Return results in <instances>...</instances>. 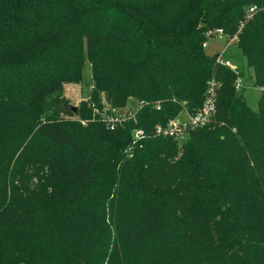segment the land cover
Wrapping results in <instances>:
<instances>
[{
    "label": "trees",
    "instance_id": "16d2710c",
    "mask_svg": "<svg viewBox=\"0 0 264 264\" xmlns=\"http://www.w3.org/2000/svg\"><path fill=\"white\" fill-rule=\"evenodd\" d=\"M217 29L264 89V0H0V264H264V91L206 53ZM212 82L213 122L156 135ZM103 98L142 107L112 130Z\"/></svg>",
    "mask_w": 264,
    "mask_h": 264
},
{
    "label": "rangeland",
    "instance_id": "374dc122",
    "mask_svg": "<svg viewBox=\"0 0 264 264\" xmlns=\"http://www.w3.org/2000/svg\"><path fill=\"white\" fill-rule=\"evenodd\" d=\"M206 53L210 56H217L218 54L222 55L227 61L232 64L234 70H236V73H238L237 80L241 79L243 82L242 89L237 90L238 95L243 96L245 102L249 105V107H251L254 111H258V102L261 98L264 89L255 85L254 72L250 67H248L246 58L241 55V52L237 46V41L233 40V42H230L226 37L217 35L216 37L210 38L208 40ZM84 77L85 80L81 84H70L65 86L66 97L69 99L70 104L73 106V108L76 109L79 105H81V102L88 101L92 93V86L90 85L92 76L91 66L89 63H87V66L85 67ZM141 105V103H138L136 100L131 99L129 100L127 106L124 109L116 108L108 104L103 98V111L101 112L97 109L95 111L96 113L94 114V118L91 121L98 119L100 122L104 123V118L119 116H121L126 121L131 119L140 110V108L142 107ZM104 114H106V116ZM183 117V113H181L178 117L172 120H179V118L182 119ZM211 120V122L214 121L213 118ZM76 121H80V123L83 125H87L88 123L87 120L78 119ZM134 132L135 130L133 131V134ZM185 137V140L180 142V144H182L183 142H187L190 138L189 135Z\"/></svg>",
    "mask_w": 264,
    "mask_h": 264
},
{
    "label": "built area",
    "instance_id": "2783aa9c",
    "mask_svg": "<svg viewBox=\"0 0 264 264\" xmlns=\"http://www.w3.org/2000/svg\"><path fill=\"white\" fill-rule=\"evenodd\" d=\"M259 11L260 9L255 5L248 7V9H246L245 20L240 24L241 25L240 31L245 27V24L250 19H252ZM217 35L224 36V31L222 29H217V31L214 32L212 31L209 32L208 34V36L211 38L216 37ZM207 45H208L207 43L204 44V47L206 48ZM218 57H219L218 60L222 65L227 66L228 68L234 70L232 64L229 61H227L222 55H219ZM242 86H243L242 80L241 79L236 80L235 88H237V90H241ZM215 94H216L215 84L214 82H212L209 87V94L206 100L204 101L203 108L201 110H199L194 114L185 111L183 112L184 117L182 119L179 118V120L178 119L172 120L166 126H162V125L157 126L156 135L182 142L185 140L186 138L185 136L189 135L190 130L201 128L204 127V125L209 124L212 121L211 119L214 117V115L217 112ZM104 115L106 116V114ZM103 121L112 130H115L119 126L125 124V120L121 116L109 117V118L107 117L104 118ZM143 136H144V131L142 129L135 130L133 134L134 145L139 144L143 139Z\"/></svg>",
    "mask_w": 264,
    "mask_h": 264
},
{
    "label": "water",
    "instance_id": "95a60500",
    "mask_svg": "<svg viewBox=\"0 0 264 264\" xmlns=\"http://www.w3.org/2000/svg\"><path fill=\"white\" fill-rule=\"evenodd\" d=\"M74 110L76 111V108Z\"/></svg>",
    "mask_w": 264,
    "mask_h": 264
}]
</instances>
